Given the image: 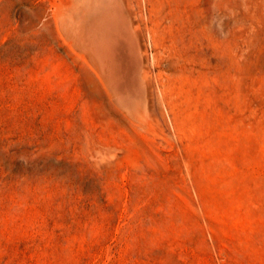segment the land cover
Listing matches in <instances>:
<instances>
[{"label": "rangeland", "instance_id": "rangeland-1", "mask_svg": "<svg viewBox=\"0 0 264 264\" xmlns=\"http://www.w3.org/2000/svg\"><path fill=\"white\" fill-rule=\"evenodd\" d=\"M0 264H264V0H0Z\"/></svg>", "mask_w": 264, "mask_h": 264}]
</instances>
